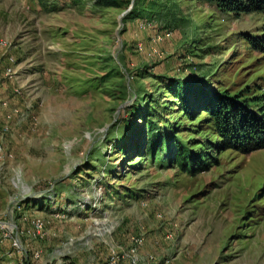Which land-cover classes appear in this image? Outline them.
Wrapping results in <instances>:
<instances>
[{"label":"rangeland","instance_id":"obj_1","mask_svg":"<svg viewBox=\"0 0 264 264\" xmlns=\"http://www.w3.org/2000/svg\"><path fill=\"white\" fill-rule=\"evenodd\" d=\"M120 1L0 0V264H264V149L195 96L264 114V14Z\"/></svg>","mask_w":264,"mask_h":264},{"label":"trees","instance_id":"obj_2","mask_svg":"<svg viewBox=\"0 0 264 264\" xmlns=\"http://www.w3.org/2000/svg\"><path fill=\"white\" fill-rule=\"evenodd\" d=\"M215 3L223 11L234 14L259 12L264 14V0H203ZM120 0H94L98 8H118ZM134 10L129 15H133ZM256 49H264V38L253 40ZM182 86H184L182 84ZM185 94V93H184ZM197 104L213 120L216 133L219 135L216 145L220 149H234L241 153H250L264 149V114L260 117L251 113L248 107L227 95L215 93H196ZM191 103L185 105L188 112ZM190 113V112H189ZM150 131V130H149ZM198 171L204 170L205 163L200 159L194 161Z\"/></svg>","mask_w":264,"mask_h":264},{"label":"built area","instance_id":"obj_3","mask_svg":"<svg viewBox=\"0 0 264 264\" xmlns=\"http://www.w3.org/2000/svg\"><path fill=\"white\" fill-rule=\"evenodd\" d=\"M4 227V230L10 231V239L13 247H15V255H18L21 258L23 263H28L27 258L22 247V241L18 237H15V230L13 229V224L9 222H1Z\"/></svg>","mask_w":264,"mask_h":264},{"label":"crops","instance_id":"obj_4","mask_svg":"<svg viewBox=\"0 0 264 264\" xmlns=\"http://www.w3.org/2000/svg\"><path fill=\"white\" fill-rule=\"evenodd\" d=\"M58 262H59V260L55 264H58ZM121 263H123V264H130L129 262H127L125 260H124V262H121Z\"/></svg>","mask_w":264,"mask_h":264},{"label":"bare ground","instance_id":"obj_5","mask_svg":"<svg viewBox=\"0 0 264 264\" xmlns=\"http://www.w3.org/2000/svg\"><path fill=\"white\" fill-rule=\"evenodd\" d=\"M3 229V228H2ZM38 229H40V227L38 226ZM39 232V231H38ZM1 233V232H0ZM116 259V258H115Z\"/></svg>","mask_w":264,"mask_h":264}]
</instances>
